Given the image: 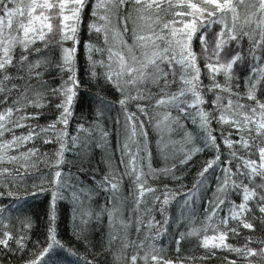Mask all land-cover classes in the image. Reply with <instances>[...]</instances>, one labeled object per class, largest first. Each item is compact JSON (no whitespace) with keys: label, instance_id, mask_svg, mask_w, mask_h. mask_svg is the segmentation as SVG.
Instances as JSON below:
<instances>
[{"label":"snow or ice","instance_id":"1","mask_svg":"<svg viewBox=\"0 0 264 264\" xmlns=\"http://www.w3.org/2000/svg\"><path fill=\"white\" fill-rule=\"evenodd\" d=\"M89 6L88 33L102 43L81 39ZM85 75L119 98L97 91L89 101L95 118L81 123L74 115ZM117 105L116 151L97 176L91 153L108 150L104 118ZM46 115L52 118L39 123ZM205 152L212 155L188 187L181 169ZM154 156L163 166L154 167ZM161 178L181 185L158 189L151 181ZM100 193L105 201L94 206ZM42 195L47 235L27 264H62L60 252L77 256L57 236L60 202L71 206L78 238L86 240L90 223L106 217L110 264H187L196 259L182 254L190 239L206 250L200 260L221 250L236 257H225L227 264H264V235H255L264 233V0H0V200L11 201L0 204V246L11 250L12 241L25 250L30 210ZM6 211L23 234L9 230ZM164 239L175 258L165 254Z\"/></svg>","mask_w":264,"mask_h":264},{"label":"trees","instance_id":"2","mask_svg":"<svg viewBox=\"0 0 264 264\" xmlns=\"http://www.w3.org/2000/svg\"><path fill=\"white\" fill-rule=\"evenodd\" d=\"M90 6L85 9L83 14V24L81 26L80 30V36L82 41L91 39L93 43H102L101 40L97 38L96 33H92L89 35L87 25L91 21L92 17L90 15ZM178 19V18H177ZM137 23H140L137 21ZM133 25L129 23V28L131 29ZM126 39H128V42L131 43V31L127 33ZM37 46H40L39 44ZM199 50L197 46V51ZM56 58H58V52L56 53ZM99 58V57H97ZM77 59L79 64L82 66L84 64V49L81 47L80 51L77 54ZM202 63V61H201ZM98 71H101L98 69ZM54 74V73H53ZM45 79H49V75H45ZM85 81V87L81 89L82 99H78L77 105H76V111L74 115V119L76 121H79L81 123L85 121H91L95 118V104L93 103L90 107L89 101L92 100L94 94L97 91H100L107 99L111 101H116L119 98V93L115 91V89L109 88L108 90H105L104 88H98L95 81H89L88 77L85 75L83 77ZM204 83H209L208 79L206 77L203 78ZM222 79V78H221ZM242 79V78H241ZM53 85H57L60 83L59 78L57 77L54 80L50 81ZM234 83H236L234 81ZM101 84H103V81H101ZM176 85H173V89H175ZM241 91L243 90V86H241ZM209 100H211V96L208 97ZM130 109L132 111H135V108L129 105ZM205 108H208L209 105H204ZM29 111H32V109H29ZM194 111V110H193ZM175 114V113H174ZM119 117L121 120H123V115L118 110V105L108 111L104 118V124L106 129L111 133L109 136V142L110 146L108 150L106 151L105 148L95 147L92 150L91 158L89 161L90 170H95V174L97 176L102 175L106 171V164L105 159L106 157H109L112 155L113 151H116V144H117V126L114 123V120ZM52 118L51 116H44L41 117L39 123L44 124L47 122L48 119ZM143 119V117H142ZM35 123V121H33ZM73 125H69V130H72ZM186 127L189 130H192L193 132L196 131L195 126L191 124L190 121L186 122ZM213 127L218 128V124H213ZM25 129H17V132H24ZM182 134V133H181ZM174 138L179 139V135L176 133H173ZM8 138V134H6V137ZM157 139V136L155 132H152L150 129V140L152 141V147L153 151L155 152V140ZM31 146V145H29ZM46 149L51 151L55 145H47L44 146ZM117 158L119 156V153L116 152ZM212 153L205 152L201 154H197L196 157L193 158L192 161H190L191 165H194L193 167L189 168L188 166H185L184 169H181L182 172H184L183 177V183L187 184L188 187H191L192 181L195 178V173L197 170L202 166L203 162L210 158ZM114 163L118 164V159ZM153 165L154 167H161L163 166V162L157 157L154 156L153 158ZM41 170L47 171V169L44 168V165H40ZM185 169H187L185 171ZM75 171V169H73ZM82 179L84 177L82 176ZM128 181L125 180V185L127 186ZM151 183L158 187V189H163L164 184H168L169 188L175 190L178 189L181 185V181H174L170 178L164 179L161 178L160 180L151 181ZM18 191L21 195L24 192L23 188L15 189ZM127 187H125L124 195H127ZM210 195V192L208 193ZM238 199V198H237ZM105 201V194L100 193L95 197V200L93 201L94 206L98 204H103ZM0 204H11L10 200H0ZM198 210L202 208V205L197 206ZM58 219L56 222V230H57V236L58 239H60L68 248L72 249L77 253V256H71L67 253L60 252L58 255L62 258V264H82L81 261L77 259L78 256L85 257L89 260L95 261V264H110L111 257L107 255L105 251H103V246L106 241V232H107V220L106 217H102L100 221H93L88 226V231L86 233L87 239L85 240L83 237L77 236V234L74 232V224L71 219V206L68 205L66 202H60L58 205ZM15 211V210H13ZM169 214L172 216L178 215V210L176 208L175 203L172 204V206L168 209ZM31 217H32V228L30 230L25 229V232L27 234L28 239L26 240V248L23 252L16 249V245L10 241V247L4 248L0 246V264H27V261L34 258V253L39 252L40 247L39 245H43L45 242V237L47 235V227H48V197L47 195L40 196L36 201L34 206L30 210ZM127 215V213H125ZM157 219H160L159 213H156ZM5 222L10 223L11 227L9 228L10 231H12L14 234H23L19 233V223L15 217V215H10L7 211L4 214ZM175 231V229H173ZM245 234H248L247 230H242ZM255 235H264V233L257 232ZM39 242V245L37 244ZM166 249L165 254L175 258L177 253L173 250V246L169 239H164L160 241ZM229 243L233 244H240L243 243V237L240 238H232L230 237ZM205 249L199 248L196 245V242L194 239H190L185 247L182 249V254L185 257H196L195 260L189 259L187 261V264H227V261L224 259L225 257H228L229 259H236L235 255L233 253L227 252V251H221L216 250L217 254L214 257H211L207 260H200L199 257L203 256L205 254ZM239 264H244L243 261H239Z\"/></svg>","mask_w":264,"mask_h":264}]
</instances>
